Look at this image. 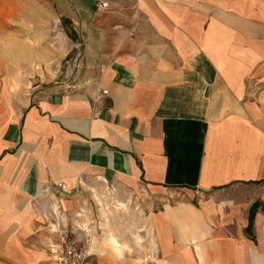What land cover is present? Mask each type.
Wrapping results in <instances>:
<instances>
[{"label":"crops","instance_id":"obj_1","mask_svg":"<svg viewBox=\"0 0 264 264\" xmlns=\"http://www.w3.org/2000/svg\"><path fill=\"white\" fill-rule=\"evenodd\" d=\"M54 1L66 83L0 82V264L88 206L93 264H264V0Z\"/></svg>","mask_w":264,"mask_h":264},{"label":"rangeland","instance_id":"obj_2","mask_svg":"<svg viewBox=\"0 0 264 264\" xmlns=\"http://www.w3.org/2000/svg\"><path fill=\"white\" fill-rule=\"evenodd\" d=\"M56 4L54 0H0V82L6 79L11 89L66 83L64 59L74 57V51L63 55L66 46L62 39L72 40L74 34L58 16ZM91 207L93 210L84 213L78 225L64 231L66 241L93 255L89 249L91 237L104 238L106 231L95 226L94 206L88 209ZM136 235L135 231L130 234L134 236L133 246H140L141 238ZM101 248L113 252L105 243Z\"/></svg>","mask_w":264,"mask_h":264},{"label":"built area","instance_id":"obj_3","mask_svg":"<svg viewBox=\"0 0 264 264\" xmlns=\"http://www.w3.org/2000/svg\"><path fill=\"white\" fill-rule=\"evenodd\" d=\"M96 6L101 10L107 8L106 3L102 0H97ZM70 67L72 69L77 68L76 58L72 60ZM101 94H105V91H102ZM66 240V237L60 233L56 237V242L49 249L53 264H93L91 254L77 244Z\"/></svg>","mask_w":264,"mask_h":264},{"label":"trees","instance_id":"obj_4","mask_svg":"<svg viewBox=\"0 0 264 264\" xmlns=\"http://www.w3.org/2000/svg\"><path fill=\"white\" fill-rule=\"evenodd\" d=\"M254 208L252 207L249 213V220L251 219L252 213H253Z\"/></svg>","mask_w":264,"mask_h":264}]
</instances>
